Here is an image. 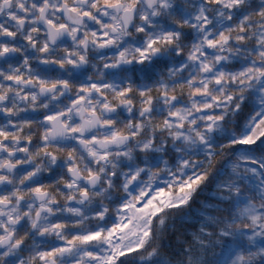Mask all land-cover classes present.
Segmentation results:
<instances>
[{"label": "snow or ice", "instance_id": "obj_1", "mask_svg": "<svg viewBox=\"0 0 264 264\" xmlns=\"http://www.w3.org/2000/svg\"><path fill=\"white\" fill-rule=\"evenodd\" d=\"M0 264H264V0H0Z\"/></svg>", "mask_w": 264, "mask_h": 264}]
</instances>
